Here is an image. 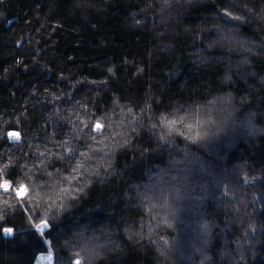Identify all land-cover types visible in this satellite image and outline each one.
<instances>
[{
    "label": "trees",
    "instance_id": "obj_1",
    "mask_svg": "<svg viewBox=\"0 0 264 264\" xmlns=\"http://www.w3.org/2000/svg\"><path fill=\"white\" fill-rule=\"evenodd\" d=\"M43 253L264 264V0H0V264Z\"/></svg>",
    "mask_w": 264,
    "mask_h": 264
},
{
    "label": "snow or ice",
    "instance_id": "obj_2",
    "mask_svg": "<svg viewBox=\"0 0 264 264\" xmlns=\"http://www.w3.org/2000/svg\"><path fill=\"white\" fill-rule=\"evenodd\" d=\"M165 3H167V0H165ZM225 14L227 16H229V17H232V19H240V17L232 16V13L231 12H226ZM137 23H139V21H137ZM108 71L111 72L112 69L109 68ZM176 123H177L176 120H170V121H168L165 126L166 127H169V131H168V133L166 135L161 136L160 139H167L168 136H171L172 135L173 131H175V133L177 135H179L181 137H184L185 139L190 140L193 143H195L198 139H201L202 138L199 133H196L195 136H193V135H186L184 132H181L178 128H172V127H170L172 125H175ZM249 123H251V121H249ZM95 127L97 129H99L102 126L99 123H97L95 125ZM154 127H156V125H153V128ZM188 127L190 129L191 128V125H189ZM17 138H18V136H17ZM125 143H127V141H125ZM67 151L69 153H72L74 151V149L71 148V147H69L67 149ZM41 155H43V153H41ZM57 155H59V154H57ZM173 179H182V178H180L179 176H177V177H174ZM21 188H23V185L21 186ZM77 191H82V189H78ZM165 223H168V222L165 221ZM34 227H35L36 231L39 233V235L41 237H44V236H46L48 234L44 230L50 228L51 225H50V223L47 220H41L38 224H35ZM4 232L6 234H11L13 232V229H11V228H5L4 229ZM205 235H207V232H205ZM65 244L68 245V244H70V242L69 241H65ZM204 246L205 247L207 246V240L206 239L204 241ZM76 255L79 256L78 253ZM204 258H205V260H209L210 259V257H208L206 254H205V257ZM72 264H82L81 259H79V258L75 259L74 261H72Z\"/></svg>",
    "mask_w": 264,
    "mask_h": 264
},
{
    "label": "rangeland",
    "instance_id": "obj_3",
    "mask_svg": "<svg viewBox=\"0 0 264 264\" xmlns=\"http://www.w3.org/2000/svg\"><path fill=\"white\" fill-rule=\"evenodd\" d=\"M11 139H13V140H16L17 139V135L16 134H10V136H9ZM8 187V185H4L3 186V188H7ZM19 195H24V190L23 189H20V190H18V192H17ZM184 196H185V194H183ZM172 201H174L175 200V198H172L171 199ZM183 200H186V198L184 197L183 198ZM175 207V206H174ZM173 209V208H172ZM182 247V246H181ZM41 255H47L48 257H49V264H52V254L51 253H43V254H40V255H38V257H37V263L36 264H44V262H43V260L40 258V256Z\"/></svg>",
    "mask_w": 264,
    "mask_h": 264
},
{
    "label": "bare ground",
    "instance_id": "obj_4",
    "mask_svg": "<svg viewBox=\"0 0 264 264\" xmlns=\"http://www.w3.org/2000/svg\"><path fill=\"white\" fill-rule=\"evenodd\" d=\"M40 258L43 260L44 264H49V257L47 255H41Z\"/></svg>",
    "mask_w": 264,
    "mask_h": 264
}]
</instances>
